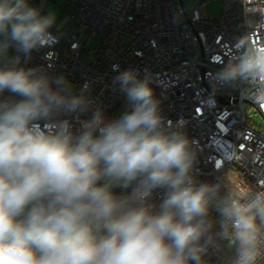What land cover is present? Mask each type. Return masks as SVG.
I'll list each match as a JSON object with an SVG mask.
<instances>
[{"label": "clouds", "instance_id": "obj_1", "mask_svg": "<svg viewBox=\"0 0 264 264\" xmlns=\"http://www.w3.org/2000/svg\"><path fill=\"white\" fill-rule=\"evenodd\" d=\"M241 4L251 31L210 82L250 85L242 94L264 110V0ZM55 21L29 0H0V264H262L264 182L198 183L183 122L165 123L149 74L119 72L128 109L105 121L88 84L76 94L64 77L8 58L13 45L28 56L57 42ZM89 110L79 134L59 119ZM134 182L130 194L113 191ZM156 189L167 192L153 212Z\"/></svg>", "mask_w": 264, "mask_h": 264}, {"label": "built area", "instance_id": "obj_2", "mask_svg": "<svg viewBox=\"0 0 264 264\" xmlns=\"http://www.w3.org/2000/svg\"><path fill=\"white\" fill-rule=\"evenodd\" d=\"M45 1L36 5L42 16L48 15ZM205 1L195 0L186 11L179 0H66L69 20L59 31L50 29L57 42L28 56L13 45L8 58L19 56L18 68H42L52 78L64 77L76 94L88 84L89 96L94 106L102 108L105 121L118 119L128 109L115 80L119 72L149 74L165 123L183 122L196 152L197 182L226 183L234 174L259 189L264 182V125L251 123L248 108H255L262 119L264 110L242 94L250 85L237 82L236 87L214 88L210 82V74L223 68L239 37L251 29L244 23L241 0H222L217 21L203 14ZM91 39L96 45L88 48ZM5 64L0 60V67ZM2 96L20 99L8 91ZM93 110L59 119L69 120L72 131L79 134L80 122L91 119ZM38 123L45 128L44 122ZM233 151L240 159L232 157ZM134 186L135 182L113 191L127 195ZM166 192H152L146 201L151 211H159ZM210 216L219 219L214 208ZM211 259L216 264V257Z\"/></svg>", "mask_w": 264, "mask_h": 264}, {"label": "rangeland", "instance_id": "obj_3", "mask_svg": "<svg viewBox=\"0 0 264 264\" xmlns=\"http://www.w3.org/2000/svg\"><path fill=\"white\" fill-rule=\"evenodd\" d=\"M195 0H182L184 9L189 11L193 6ZM31 6L36 8V4L29 0ZM201 10L203 14L207 17H211L214 19H218L221 15L222 10V0H207L201 4ZM44 11L46 14H55L56 21L52 26V30L59 31L69 20V12L66 7V0H46L44 3ZM96 45V42L91 39L87 43L88 48H93ZM248 113H251L250 117L251 123H255L257 125H264V119L260 116V114L256 111L255 108L249 107Z\"/></svg>", "mask_w": 264, "mask_h": 264}, {"label": "water", "instance_id": "obj_4", "mask_svg": "<svg viewBox=\"0 0 264 264\" xmlns=\"http://www.w3.org/2000/svg\"><path fill=\"white\" fill-rule=\"evenodd\" d=\"M36 5L39 3V0H32ZM180 4L182 5V0H179Z\"/></svg>", "mask_w": 264, "mask_h": 264}, {"label": "bare ground", "instance_id": "obj_5", "mask_svg": "<svg viewBox=\"0 0 264 264\" xmlns=\"http://www.w3.org/2000/svg\"><path fill=\"white\" fill-rule=\"evenodd\" d=\"M216 21L218 20V19H215Z\"/></svg>", "mask_w": 264, "mask_h": 264}, {"label": "trees", "instance_id": "obj_6", "mask_svg": "<svg viewBox=\"0 0 264 264\" xmlns=\"http://www.w3.org/2000/svg\"><path fill=\"white\" fill-rule=\"evenodd\" d=\"M66 7H67V5H66Z\"/></svg>", "mask_w": 264, "mask_h": 264}]
</instances>
